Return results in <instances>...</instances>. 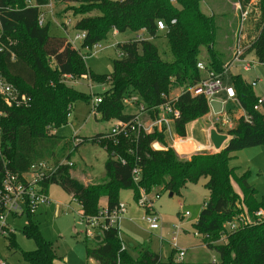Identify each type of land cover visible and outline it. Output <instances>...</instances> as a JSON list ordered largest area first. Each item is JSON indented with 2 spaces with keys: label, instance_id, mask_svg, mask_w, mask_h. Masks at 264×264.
<instances>
[{
  "label": "trees",
  "instance_id": "1",
  "mask_svg": "<svg viewBox=\"0 0 264 264\" xmlns=\"http://www.w3.org/2000/svg\"><path fill=\"white\" fill-rule=\"evenodd\" d=\"M30 1L40 6L48 2L0 0V78L12 85L20 98L25 95L28 99L25 104L9 106L0 96V180L3 163L11 172L23 174L34 162L43 159V150L55 137L52 131L67 124L72 107L79 100L101 98L94 112L103 121L128 123L135 119V114L127 112L126 98L137 96L149 111L145 118L155 120L158 113L153 109L166 101L163 95L179 91L176 108L180 117L174 126L181 138L187 137L191 122L210 113L205 97H194L187 92L204 77L197 67L202 47L207 49L208 69L221 73L225 68L224 57L215 48L216 18L203 12L202 0H176V4L171 0H70L79 5L75 13L81 15L74 24L75 31L87 33L83 48L108 41L114 30L118 34L135 35L145 31L151 39L118 43L116 50L123 56L118 55L113 61L109 76L89 72L83 57L66 37L51 35L50 24L40 27L39 10L29 8ZM237 1L241 12L251 10L250 20L254 19L257 8L260 11L258 34L250 42L246 36L243 44L249 45L246 51H253L257 61L264 64V0L259 5L252 0ZM94 12L98 14L92 15ZM158 21L167 25L163 37L173 57L171 62L162 59L152 41L159 36ZM68 76L73 80L87 76L97 83L109 84V88L104 93L88 95L69 86ZM230 80L249 120L244 116L237 119L235 127L227 132L230 140L220 151L180 157L169 146L165 131L157 129L114 138L97 134L79 145L99 144L107 151L106 179L96 185H85L71 176L72 165H63L46 185V188L50 184L60 185L80 204L88 218L100 214L103 198L107 199L108 210L117 207L121 188L132 189L138 201L141 190L176 195L188 183L206 178L209 198L195 227L198 233L209 236L204 243L218 253L219 259L187 263L172 255L163 260L147 247H140L137 256H132L128 249H123L117 228L97 233L93 238L86 236L89 259L98 264H264V219L254 218L255 212L264 210V197L258 200L256 189L248 182V174L238 176L237 169L230 166L237 151L264 146V99L261 110L255 111L260 98L252 84L241 75H232ZM154 143L163 149H154ZM135 169L139 170L138 182L134 179ZM235 184L240 193L235 190ZM33 217L29 213L24 233L36 241L37 249L24 253L26 264H55L54 246L42 237ZM233 222H239V228L227 231L226 225ZM222 238L224 243H220ZM7 239L14 244L15 233Z\"/></svg>",
  "mask_w": 264,
  "mask_h": 264
},
{
  "label": "rangeland",
  "instance_id": "2",
  "mask_svg": "<svg viewBox=\"0 0 264 264\" xmlns=\"http://www.w3.org/2000/svg\"><path fill=\"white\" fill-rule=\"evenodd\" d=\"M252 1L256 5L261 2V0ZM238 4L237 0H202L203 12L216 18L217 39L215 48L224 57L225 68L228 67L232 54L233 61L240 48L239 44L246 40V36L250 42L258 34L259 9L255 10L253 20H250L249 15V18L243 22L244 30H242L240 27L242 15ZM78 7V4L70 0L64 4H57L56 19L61 23L66 19H71L72 25L75 24L81 18V15L75 13V8ZM248 12L250 14L251 10ZM97 14V12L92 13V15ZM49 27L51 35L65 37L64 31L55 24L52 23ZM164 32L160 31L159 36L152 41L158 46L162 59L171 62L173 57L163 37ZM77 33L78 31H75L73 27L70 28V37L73 38ZM140 35L148 37L147 34L141 33ZM135 37V34L131 32L119 35L113 33L108 41L99 43L100 51L92 55H86L87 50L82 48L88 71L97 76L111 75L113 61L118 58L114 45ZM243 56V60L235 62L229 68L230 77L241 75L250 84L256 81L258 84L254 87V91L257 96L264 98V64L257 61L253 51H244ZM200 61L208 63L205 47L201 49ZM247 63H253V67L249 70L244 69ZM67 83L69 86L93 96L104 93L109 88V84L97 83L89 77L68 80ZM0 96L2 100H5L1 92ZM93 99L95 97L88 101L79 100L74 103L67 124L52 131L55 137L48 141L47 147L43 150L42 159L53 165L61 161H65L67 165H72L71 176L83 184L87 183L85 185H96L106 179L105 163L109 156L99 144L85 142L79 145L77 140L85 141L86 138L95 137L97 134H107L115 124L113 121H103L101 115L94 112ZM209 105V114L212 117H217L225 110L233 120L235 119L233 121L234 126L244 112L239 102H228L227 97L223 99L221 96H216L209 100ZM127 112L137 113L133 106H127ZM201 120L189 124L187 138L198 141V132L203 124ZM166 133L167 140L171 143L178 137L174 125H171V131L168 130ZM200 142L210 143V140L205 136ZM153 148L156 149L157 147ZM204 153L207 152L204 151ZM230 166L237 169L238 176L248 174V182L256 189L257 199L261 200L264 197V146L237 151L233 154ZM207 182L206 178H202L196 183H188L179 194L173 196H170L169 192L155 190L154 194L160 195L156 201V207L162 218L161 228L156 231L149 229L144 218L145 210L137 205L133 190L121 188L119 201L126 204L128 208L120 226L121 240L129 253L132 256H137L140 247H147L160 255L163 260H167L172 255L177 258V251L173 247V238L177 233L178 247L187 250L183 261L187 263L217 261L219 259L218 253L207 247L199 246L201 239L194 236V233L197 232L195 225L201 209L209 198V192L206 189ZM234 188L240 193L237 184L234 185ZM47 193L52 203L40 207L38 212L34 214L33 220L38 224L42 237L53 244L57 255L55 264H98L87 257L84 241L88 235L85 225L81 224L80 204L60 185L50 184ZM106 200L103 198L100 204L105 205ZM186 212H189L190 215L186 216ZM28 220V216L24 215L16 220L10 218L8 221L11 230L15 233V243L12 244L9 239H0V256L7 264H26L24 253L37 249L36 241L24 233Z\"/></svg>",
  "mask_w": 264,
  "mask_h": 264
},
{
  "label": "built area",
  "instance_id": "3",
  "mask_svg": "<svg viewBox=\"0 0 264 264\" xmlns=\"http://www.w3.org/2000/svg\"><path fill=\"white\" fill-rule=\"evenodd\" d=\"M67 0H48L47 4L45 5H37L36 3L30 1L28 3L29 8H38L39 16H38V24L40 27H43L47 24H55L58 28H61L64 33L65 37L69 40L73 48H75L85 59L84 53H82V45L84 44L85 40L87 39L86 32H78L72 38L69 36L70 28H74V24L72 25L73 21L71 19H66L64 22H59L56 19V5L57 4H64ZM173 4H176V0H171ZM238 8L241 10V5L238 4ZM46 10V12H44ZM242 15V24L241 29H243L242 25L245 20L249 18L248 10L245 12H241ZM48 17V18H47ZM172 23H175L173 21ZM157 28L159 31H166L167 25L164 21L157 22ZM114 33L117 35L118 31L114 30ZM145 34V31L141 32ZM140 33V34H141ZM140 34L135 35L136 37L134 40H146L150 38L142 36ZM79 44V47H77ZM243 45V46H242ZM117 49L118 43L114 45ZM240 48L235 54V57L231 63H229L228 67L224 69L221 73H216L213 70L208 69L207 64L199 61L198 62V69L204 73V77L194 86L190 87L187 92H189L192 96H203L208 101L212 100L216 96L220 95L221 93L225 92L227 101L228 102H238L236 93L234 88L231 85L230 75H229V68L237 61L243 60V53L246 51L249 45L239 44ZM87 50L86 55L96 54L100 51L101 46L99 43L94 44L93 46L85 47ZM119 56H123L121 51H117ZM253 67V63H247L244 67L245 70H249ZM70 80H73L72 76L67 77ZM83 78H87V76H83ZM253 87L257 86V82L254 81L251 83ZM0 92L4 96L6 103L9 106H13V104L17 103H27L28 99L25 95H22L20 98L19 93L17 90L10 84L3 82L0 80ZM165 98V102L153 109V111H157L158 115L155 120L149 119L147 123L143 122L142 117L147 115L149 111H147L144 104L141 103L140 99L137 96H132L130 98H126L124 100V104L126 106H133L136 108L137 113L135 114V119L131 122H115L112 126L111 130L107 133L110 138H114L121 134H131V133H151L154 129L159 131H165L167 135V131H171V125L175 124V120L180 117V112L176 108V102L179 98V95L172 96V94L163 95ZM264 98H260L258 104L254 107L255 111L261 110V105L263 103ZM102 102L101 98H95L93 100V105L96 106ZM244 118L249 120L248 114L244 113ZM233 118L227 113L225 110L220 113L217 117H212L210 120V127L216 129L217 131L223 132L224 129L230 130L234 128L233 125ZM165 129V130H164ZM104 134V135H107ZM0 138H1V129H0ZM81 142L77 140V143ZM179 142H183L182 139H179ZM0 156H1V142H0ZM67 165L65 161L58 162L56 164H50L45 160H38L34 162L29 170L23 174H17L11 172L7 165L3 163V170H2V178L0 180V239L5 238L7 239L10 234L14 233L11 230V227L8 223L9 219L12 218L16 220L18 217L36 214L40 207L49 205L52 203L48 193L46 185L49 184L57 170L63 166ZM134 179L135 182L139 180V170H134ZM146 193L145 191L141 190V195L139 200L137 201V205L145 210V220L148 223L149 229L152 231L159 230L162 225V218L157 211L156 201L160 198L159 194ZM127 213V206L126 204L120 203L117 207L113 210H108L106 208H102L100 214L96 217H85L82 212V222L86 227V234L91 238H93L97 233L104 232L110 228H117L119 230V236L121 238V230L120 226L124 219V215ZM186 216H189L190 213L186 212ZM254 218L258 220L264 219V210H259L255 212ZM256 219V220H257ZM255 220V221H256ZM247 221H251L249 218ZM243 222V220H240ZM240 223H229L226 225L227 231H235L239 228ZM177 233H175V237L173 238L174 244L173 247L177 251V260L183 261L186 255V251L182 250L178 247V239ZM194 236L197 238H201L204 242L205 239H208L209 236L200 234L198 232L194 233ZM225 238V237H224ZM221 239V242L224 240ZM160 240H163L160 238ZM220 242V243H221ZM206 246V244L204 243ZM207 247V246H206ZM123 249L126 247L123 245ZM215 262V261H213ZM0 264H7V262L0 256Z\"/></svg>",
  "mask_w": 264,
  "mask_h": 264
},
{
  "label": "crops",
  "instance_id": "4",
  "mask_svg": "<svg viewBox=\"0 0 264 264\" xmlns=\"http://www.w3.org/2000/svg\"><path fill=\"white\" fill-rule=\"evenodd\" d=\"M52 24V23H51ZM117 35H119V34H117ZM232 57H233V54H232V56H231V60L228 62V63H230L231 61H232ZM206 63V62H205ZM207 64V63H206ZM229 75H230V71H229ZM256 93V92H255ZM180 94V92L179 91H175V92H173L172 93V96H177V95H179ZM257 95V94H256ZM218 96H221L223 99H226V93L225 92H223V93H221L220 95H218ZM257 97H259V96H257ZM259 98H261V97H259ZM218 102H219V100H217ZM226 102V101H225ZM223 104V103H222ZM133 114H134V112H132ZM244 113H245V111L243 112V114L241 115V116H243L244 115ZM240 116V117H241ZM146 117V115H144L143 117H142V119H143V122H145V123H147L148 121H149V119L147 118H145ZM145 118V119H144ZM212 119V115H210V114H208L205 118H203L201 121H202V126H201V128H200V130H199V132H198V137H197V140L198 141H196V140H194V139H189V138H181V137H177L175 140H174V142L173 143H171V142H169L168 140H167V142H168V144H169V146L170 147H172L177 153H178V155L180 156V157H183V158H190L191 156H193V155H195V154H198V153H204V151H206L207 153H213V152H217V150H215V147H214V145L212 144V142H211V140H210V130H209V128H208V125L210 126V120ZM239 119V118H238ZM234 121H235V119H234ZM114 122V121H113ZM189 126V125H188ZM235 127V126H234ZM111 130V129H110ZM187 130H188V127H187ZM109 132V131H108ZM188 132V131H187ZM219 133H221V134H226V135H228L227 134V132H228V130H226V129H224L223 130V132H220V131H218ZM102 134V133H101ZM208 137V139L210 140V143H201L200 141L204 138V137ZM166 138H167V135H166ZM179 139H182V141L183 142H179ZM229 140H230V137H229ZM228 142H226L224 145H223V147H222V149L226 146V144H227ZM153 147H157L156 149H158V150H161V149H163V147L159 144V143H154L153 144ZM84 184H87V183H84ZM106 199V198H105ZM101 205V204H100ZM101 207L102 208H106L107 207V200H106V202H105V205H101ZM127 210H128V208H127ZM201 239V238H200ZM225 241H222L221 243H224ZM199 246H201V247H206L205 245H204V242L202 241V239H201V241H200V244H199ZM186 252H187V250H185Z\"/></svg>",
  "mask_w": 264,
  "mask_h": 264
},
{
  "label": "water",
  "instance_id": "5",
  "mask_svg": "<svg viewBox=\"0 0 264 264\" xmlns=\"http://www.w3.org/2000/svg\"><path fill=\"white\" fill-rule=\"evenodd\" d=\"M208 128L210 130V140L214 145L215 150L220 151L223 145L229 141V136L226 134L219 133L216 129L211 128L209 125ZM173 195V193L170 194V196Z\"/></svg>",
  "mask_w": 264,
  "mask_h": 264
}]
</instances>
